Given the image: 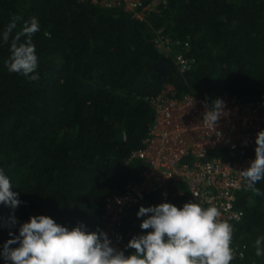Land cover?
Segmentation results:
<instances>
[{"label": "trees", "instance_id": "obj_1", "mask_svg": "<svg viewBox=\"0 0 264 264\" xmlns=\"http://www.w3.org/2000/svg\"><path fill=\"white\" fill-rule=\"evenodd\" d=\"M15 16L21 20L12 36L23 22L38 19L37 81L4 64L12 36L4 43L2 33ZM160 28L188 42L191 69L179 73L154 47ZM167 87L178 98L194 93L208 107L226 95L246 102L264 96V0H167L143 20L78 0H0V169L21 201L14 210L0 204V225L10 215L18 221L14 228L0 226V251L30 216L50 217L69 230L78 224L102 230L105 200L139 181L143 163L130 157L153 121L151 100ZM209 157L240 161L255 158V151ZM255 187L261 195H237L243 218L234 240L247 247V261L264 264L254 249L264 237V180ZM172 201L180 208L192 200L185 193ZM154 205L148 196L126 212L124 248L150 231L139 227L147 217L136 214Z\"/></svg>", "mask_w": 264, "mask_h": 264}, {"label": "built area", "instance_id": "obj_2", "mask_svg": "<svg viewBox=\"0 0 264 264\" xmlns=\"http://www.w3.org/2000/svg\"><path fill=\"white\" fill-rule=\"evenodd\" d=\"M78 1L107 9L120 8L138 20L167 6V0ZM153 45L173 62L179 73L191 69L195 62L188 42L172 39L163 28L155 32ZM222 101L224 114L213 130L203 119L205 104L194 93L178 98L175 93L162 92L151 100L153 121L142 148L130 157L143 163L139 181L128 182L120 195L105 200L102 231L112 240L111 246L124 250L123 218L131 207L148 196L155 197L154 206L173 204L175 197L185 193L192 202L204 207L215 204L222 218L233 225L235 233L243 218V211L236 206L237 195L249 191L238 172L246 169L255 158L238 161L210 158L209 154L255 149L256 134L264 130V96L246 102L226 95ZM234 233L232 247L236 255L231 264H256L254 260L247 261V247L234 240Z\"/></svg>", "mask_w": 264, "mask_h": 264}, {"label": "clouds", "instance_id": "obj_3", "mask_svg": "<svg viewBox=\"0 0 264 264\" xmlns=\"http://www.w3.org/2000/svg\"><path fill=\"white\" fill-rule=\"evenodd\" d=\"M20 20L21 17L15 16L7 25L2 33L4 43L9 42ZM39 31L38 19L32 17L12 36L10 56L4 61L10 73L30 81L39 79L33 42V36ZM224 107L220 99L213 101L211 107L205 105L203 119L208 128L215 130ZM255 145V159L238 173L245 187L259 196L261 191L255 185L264 180V130L257 132ZM12 188L10 179L0 169V204L14 210L21 201ZM136 215L138 219L147 217L139 227L150 231L133 236L124 250L111 246L112 240L99 227L88 232L83 224H78L69 230L50 217L30 216L28 222L20 225L18 236L6 241L0 257L5 264H231L235 258L233 225L222 218L215 204L204 207L189 201L178 208L161 203L141 206ZM17 223L15 216L10 215L0 226L14 228ZM9 236H13L11 231ZM17 243L19 247H10ZM127 249L134 250L133 254L126 256ZM254 249L257 257L264 256V237L255 240Z\"/></svg>", "mask_w": 264, "mask_h": 264}, {"label": "rangeland", "instance_id": "obj_4", "mask_svg": "<svg viewBox=\"0 0 264 264\" xmlns=\"http://www.w3.org/2000/svg\"><path fill=\"white\" fill-rule=\"evenodd\" d=\"M164 92H168V93H174L172 88L170 87H167L166 90Z\"/></svg>", "mask_w": 264, "mask_h": 264}]
</instances>
